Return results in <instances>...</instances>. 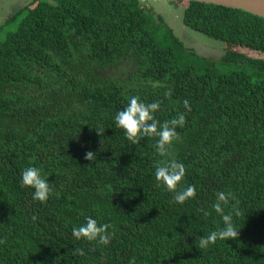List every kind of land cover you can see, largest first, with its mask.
Here are the masks:
<instances>
[{
	"label": "trees",
	"instance_id": "1",
	"mask_svg": "<svg viewBox=\"0 0 264 264\" xmlns=\"http://www.w3.org/2000/svg\"><path fill=\"white\" fill-rule=\"evenodd\" d=\"M170 2L185 3V26L226 43L223 61L264 73V57L233 48L264 52V17ZM194 54L144 0L26 6L0 38V264H264V77L199 69ZM133 95L159 101L158 125L184 116L168 146L185 165L176 190L195 189L182 204L155 181L168 158L158 137L134 144L115 127ZM28 166L49 182L44 202L20 185ZM219 191L232 194L222 208L238 236L199 249L222 224ZM85 216L109 225L107 244L73 235Z\"/></svg>",
	"mask_w": 264,
	"mask_h": 264
},
{
	"label": "clouds",
	"instance_id": "2",
	"mask_svg": "<svg viewBox=\"0 0 264 264\" xmlns=\"http://www.w3.org/2000/svg\"><path fill=\"white\" fill-rule=\"evenodd\" d=\"M185 103L187 102L185 101ZM159 106V101L145 103L140 97L133 95L128 98L126 106L116 112L113 120L115 127L121 129L126 139L134 144L139 142L142 137H158L156 150L161 156L168 158L162 163L156 164L154 168L155 181L173 193L174 202L182 204L186 199L195 195V189L189 184L180 191L176 190L185 175V165L174 158H170L168 146L176 139L175 126L183 124L184 116L181 114L177 118H172L158 125L154 113ZM93 156L92 151L85 152V159L92 160ZM20 185L21 187H31L33 199L40 202L46 201L51 193L48 180L41 175L40 169L35 166L25 167L21 171ZM231 196L230 192L219 191L216 193L217 202L213 207L220 214L222 224L206 235L200 236L199 243L196 244L199 249L208 247L217 239H229L238 236V228L232 222L231 213H225L222 208V204L228 203ZM204 215H208V212L204 211ZM108 228L109 225L98 224L92 216H85L84 223L74 227L72 232L77 239L84 238L88 241L107 244L112 235L107 231Z\"/></svg>",
	"mask_w": 264,
	"mask_h": 264
},
{
	"label": "rangeland",
	"instance_id": "3",
	"mask_svg": "<svg viewBox=\"0 0 264 264\" xmlns=\"http://www.w3.org/2000/svg\"><path fill=\"white\" fill-rule=\"evenodd\" d=\"M36 0H0V38L13 30L18 24L26 6H31ZM148 6L161 14L167 25L173 29L187 47L192 48L194 54L190 59L199 69L211 65L220 71L244 70L254 79L264 77V73L257 74L250 66L240 61H223L221 56L226 49V43L221 39L210 37L198 30L191 29L183 24L182 14L184 2H170L164 0H144ZM234 49L241 50L252 56L264 57V52L247 47L236 46Z\"/></svg>",
	"mask_w": 264,
	"mask_h": 264
},
{
	"label": "water",
	"instance_id": "4",
	"mask_svg": "<svg viewBox=\"0 0 264 264\" xmlns=\"http://www.w3.org/2000/svg\"><path fill=\"white\" fill-rule=\"evenodd\" d=\"M170 1V0H164ZM191 1V0H184ZM207 3L220 4L233 8H240L250 13L264 17V0H195Z\"/></svg>",
	"mask_w": 264,
	"mask_h": 264
}]
</instances>
